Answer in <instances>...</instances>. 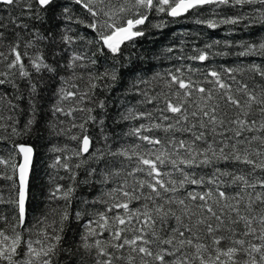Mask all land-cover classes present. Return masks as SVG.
<instances>
[{
  "label": "snow or ice",
  "instance_id": "obj_1",
  "mask_svg": "<svg viewBox=\"0 0 264 264\" xmlns=\"http://www.w3.org/2000/svg\"><path fill=\"white\" fill-rule=\"evenodd\" d=\"M72 4L86 13L85 19L75 15ZM0 5L19 9L7 19L0 16V48L8 49V54L0 50V61H7L8 69L0 70V113H12L11 124L0 128H10L17 136L37 131L46 114L45 93L58 84L48 113L52 117L86 113L82 122L77 124L74 118L71 125L80 130L70 137L77 141L73 154L82 158L81 163L91 160L97 165L85 168L79 183L72 171V183L66 188L57 185L50 193L54 200L63 190V206L30 217L26 202L33 148L15 145L22 155L19 164L0 158V165L18 173V185L14 175L3 177L13 181L15 196L5 199L0 192V205L12 209L0 210V264H264V67L248 69L261 78L258 89L248 82H236L233 89L216 70L205 71L210 86L201 85L177 68L167 73L168 91L148 97L139 88L145 81L137 78L131 90L141 92L156 114L131 108L120 114V121H140L124 135L141 143L128 148L119 144L113 148L103 116L92 114L107 107L105 100L93 99L96 89H110L123 73L116 68L91 70L97 53L115 56L126 41L144 36L142 26L153 13L181 17L208 10L219 15L221 6L248 7L247 12L219 21L196 20L216 28L254 21L257 14L264 21V0H0ZM80 25L94 38L81 35ZM77 43L88 47L72 48ZM241 47V56H264V42ZM198 51L189 59H209V52ZM193 71L197 70L189 69ZM225 73L235 82L232 69ZM85 75L86 91L76 84H71L76 90L65 89ZM70 98L87 103L65 111L63 102ZM20 116L25 117L23 122ZM89 124L99 128V139L88 134ZM46 126L56 130L53 121ZM99 140L104 141L102 146ZM117 156L124 158L120 166L109 167L108 158ZM125 161L133 163L129 167ZM81 184L100 189L91 198H79L73 210Z\"/></svg>",
  "mask_w": 264,
  "mask_h": 264
},
{
  "label": "trees",
  "instance_id": "obj_2",
  "mask_svg": "<svg viewBox=\"0 0 264 264\" xmlns=\"http://www.w3.org/2000/svg\"><path fill=\"white\" fill-rule=\"evenodd\" d=\"M114 2H116L114 0ZM73 12L80 19L86 18V13L78 6L71 5ZM253 8L259 5L251 6ZM219 15H212L210 11L205 10L199 13L198 16L187 14L181 17H170L162 13H153L150 15V22H146L142 26L145 35L136 37L132 41H126L121 45V52L113 56L111 53L106 55H99L97 53V63L91 68L92 72H104L105 69L112 68L119 69L123 75L118 79L110 89L98 88L96 89L93 99L99 98L106 102V110L101 112L96 108L93 115H100L104 118L105 130L110 139L109 143L113 148L117 145H123L125 148L134 143H141L135 140L134 137L125 136L124 134L129 129L140 121L127 120L120 121V114L126 112L131 108L134 111L146 110L152 111L156 114V109L153 104L145 103L146 97L141 92L132 91L133 81L137 78H143L145 83L139 84V88L151 97L157 93L167 92L165 81L169 78L167 73L169 71L175 72L177 68L181 69L185 78L191 76L192 80L198 84L207 85L204 79V72L216 70L220 72L224 79L232 83L233 89L236 88V82H248L252 87L258 89L261 78L248 71L253 66L264 67V56L261 55H247L241 56L239 53L243 50L241 45L245 43H260L264 42V21L257 17L254 21L244 20L238 24H218L216 28H209L206 24L197 23L199 19H213L219 21L225 16H232L238 12L248 11L245 8L226 9L221 6L218 9ZM16 15L19 9L9 10L0 5V16L7 19L9 13ZM45 25L44 27H47ZM74 30L76 25H70ZM81 35H87L89 39L94 38V33L90 29H85L83 25L79 26ZM219 42V43H217ZM211 45L210 48H206ZM88 47L86 44H74L72 48L83 49ZM8 54L7 47L0 48ZM198 50H204L210 53L209 59L206 61H199L189 59L199 54ZM219 53V54H218ZM12 56L9 55V60ZM7 61H0V70L8 71L5 67ZM197 71L189 72V69ZM226 69H232V76L235 77V82L229 80L225 73ZM13 72L15 69L12 70ZM82 70H78L79 72ZM64 75H67L66 73ZM11 78V77H10ZM210 79V78H209ZM17 83L23 85V81L17 79ZM71 84H76L77 88L83 92L87 90L88 77L84 76L82 80L74 79L70 84L65 85L66 90H76L71 88ZM58 84L52 86L45 93L44 111L41 124L37 131L24 136L13 135L11 129L0 128V158L9 161V164H19V153L15 148L16 144H24L33 148L34 157L31 171L29 174L28 188L29 200L26 202L28 214L30 217L39 216L42 212L48 211L50 208H59L66 202L62 197V191L57 193V199L50 200V193L55 191L57 185H63L65 188L72 183L70 176L71 172L77 173L76 181L79 183L84 177V170L87 167H96L91 160L87 163H81L82 158L76 157L73 154V149L77 145V141L70 139L74 134L79 133L78 128H72V122L79 124L86 113L74 112L72 117H65L62 114H57V117H52L48 113V108L51 103L55 102V97L52 95L53 91L58 87ZM9 92L13 91L11 85H5ZM87 102L77 104L73 99L63 102L65 111L69 107H84ZM88 107L94 105L87 104ZM159 107H163L160 103ZM0 115L4 116L0 120V124H11L8 117L12 115L8 111H3ZM18 119L23 122L25 117L20 116ZM63 120L64 123L60 124ZM48 121H53L56 124V130H50L46 125ZM88 134L99 139V128L93 124L87 125ZM61 131L59 135L56 131ZM163 135V133H156ZM104 144L103 140H99V145ZM109 159V167L120 166V161L123 157H114ZM59 161V163H57ZM80 163V168H75V165ZM132 161H125L126 166H131ZM64 164L69 167L65 169ZM5 175H14L11 167L0 165V192L3 193L5 199L15 196V189L12 188L13 181L4 179ZM14 180L17 182L16 174ZM100 186L97 185L95 189H90L87 185H80L77 188L72 202L73 210L78 204V199L83 197L91 198ZM106 190V186L105 189ZM0 210L5 213H11L10 205H0ZM75 227V224H73Z\"/></svg>",
  "mask_w": 264,
  "mask_h": 264
},
{
  "label": "water",
  "instance_id": "obj_3",
  "mask_svg": "<svg viewBox=\"0 0 264 264\" xmlns=\"http://www.w3.org/2000/svg\"><path fill=\"white\" fill-rule=\"evenodd\" d=\"M116 1V0H115ZM28 146V145H27ZM33 157H34V152H33V155H32V162H33ZM23 160H22V155L19 154V163H22ZM32 167V165H31ZM30 171H31V168H30ZM30 171H29V174H30ZM16 177H17V181H18V173H16ZM28 181H29V175H28Z\"/></svg>",
  "mask_w": 264,
  "mask_h": 264
}]
</instances>
